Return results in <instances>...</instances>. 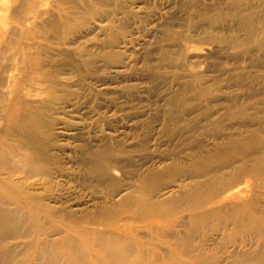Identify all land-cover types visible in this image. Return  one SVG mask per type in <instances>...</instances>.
Listing matches in <instances>:
<instances>
[{"label": "rangeland", "instance_id": "rangeland-1", "mask_svg": "<svg viewBox=\"0 0 264 264\" xmlns=\"http://www.w3.org/2000/svg\"><path fill=\"white\" fill-rule=\"evenodd\" d=\"M0 206L22 264L264 253V0H0Z\"/></svg>", "mask_w": 264, "mask_h": 264}, {"label": "bare ground", "instance_id": "bare-ground-1", "mask_svg": "<svg viewBox=\"0 0 264 264\" xmlns=\"http://www.w3.org/2000/svg\"><path fill=\"white\" fill-rule=\"evenodd\" d=\"M25 225L26 221L21 214L17 211L6 210L0 206V237L8 235L10 238H25L28 236V232L24 230L26 228ZM110 239L112 241L105 242L106 239L102 238L100 239V243L95 245V251L99 252V254L96 256L95 261L91 260V264H128V259L125 256L127 253L125 254L122 252V249H118L117 247V242H123V240L119 237H110ZM67 242L62 244L61 247H57V245L51 242L49 243V241H43L41 252L35 257L33 264H75L79 262L80 260L77 257L76 250L77 247L75 249L68 248ZM2 250H0V264H22L21 261H14V258L18 259L15 249ZM174 260L176 261L175 264H184V262L179 259H172L171 261L173 262ZM150 264H161V262L156 258ZM233 264H264V253L262 250L259 253L251 252L243 256V258L235 259Z\"/></svg>", "mask_w": 264, "mask_h": 264}]
</instances>
